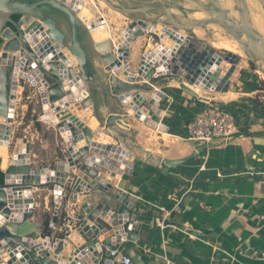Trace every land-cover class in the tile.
<instances>
[{
	"label": "water",
	"instance_id": "1",
	"mask_svg": "<svg viewBox=\"0 0 264 264\" xmlns=\"http://www.w3.org/2000/svg\"><path fill=\"white\" fill-rule=\"evenodd\" d=\"M101 1L125 17L126 25L117 34L120 38L117 43L113 38L96 41L91 26L78 16L77 9L63 0H0V145L7 146L10 161L3 168L0 157L3 173L0 176V264H118L111 248L122 240L135 241L140 235L132 231L136 215L129 193L114 190L113 183L99 175L103 167L130 172L133 167L130 158L140 153L146 161L168 172L199 152L230 143L238 136L203 142L192 140L194 150L190 155L166 159L138 145L131 133L116 125L130 130L127 120L131 113L146 122L158 117L163 94L156 86L171 79L195 96L199 93L185 79L206 91L228 90L230 76L242 54L264 73V0H254L261 28L248 0H227L228 6L222 0ZM197 12L204 15L193 16ZM210 26L230 35L242 54L231 50L221 54L196 32L200 29L210 33ZM44 28L49 36L47 45L34 52L28 39ZM147 35V44L153 48L142 53L138 66L133 69L131 43ZM166 38L173 44H168ZM10 59L16 63L7 64ZM19 60L25 71L37 76L33 83L42 92V110L60 129L66 142L68 155L53 167H33L27 137L20 136L13 141L11 138L15 132L19 89V84L12 79V71L17 70ZM224 62L230 65L223 72ZM20 76L27 75L21 72ZM79 80L86 89L72 87ZM148 106H157V109ZM78 111H89L87 115L94 116L98 126L92 130ZM103 129L116 143L95 141L94 135ZM83 139L85 144L77 147L76 143ZM71 167H76L78 172L71 173ZM110 175L116 176V171ZM48 185L54 188L55 205L52 219L41 229L33 220L32 189ZM61 186L70 191L74 201L78 193L86 191L79 206L81 225L77 227L85 240L74 247L72 254L62 258L64 239L56 238L55 249H49L63 202L62 191L58 189ZM66 220L73 223L71 216ZM167 224L181 226L170 219L164 221ZM65 231V237L70 236L69 226ZM6 254L9 259L3 261Z\"/></svg>",
	"mask_w": 264,
	"mask_h": 264
},
{
	"label": "crops",
	"instance_id": "2",
	"mask_svg": "<svg viewBox=\"0 0 264 264\" xmlns=\"http://www.w3.org/2000/svg\"><path fill=\"white\" fill-rule=\"evenodd\" d=\"M111 12L102 14L109 30H116L110 25L111 18L112 24L113 19L121 20L120 29H123L125 17L117 11ZM202 15L204 13L201 12L193 14L195 17ZM145 39L143 36L131 43L130 65L133 69L138 66L143 51L152 47H146ZM215 41L210 42L215 49L229 50L217 46ZM166 42L173 44L168 38ZM229 65L224 62L222 71ZM185 83L199 95L185 91L177 80L171 79L156 86L163 94L159 100L157 120L155 117L146 122L131 113L127 120L130 130L120 125L116 127L131 133L138 145L154 154L166 159L181 158L194 150V143L186 138V123L196 112L218 106L235 117L238 137L230 143L207 148L171 167L168 172L162 166L146 161L140 153L130 158L133 162L130 172L103 167L99 175L112 182L114 190L123 189L129 193L136 215L132 231L140 235L135 241L122 240L114 246L130 255L132 264H264V94L259 89V79L249 67V62L242 58L230 76V86L226 91H206L186 79ZM32 93V97L37 96L33 87ZM153 94L154 91L148 95ZM22 96L23 88L19 87L14 131L23 124L28 107L20 104ZM148 108L155 110L157 106ZM29 121L22 136L27 137L31 145V165L53 167L68 155L62 132L52 122L37 118L36 122L52 130L57 137L56 148L51 152L48 141L40 139L41 152H38L35 145L38 131L37 128L32 130L35 127L33 119ZM102 131L108 139L100 140L94 135L95 141L116 143L108 132ZM84 144V139L76 143L77 147ZM9 163L7 161V165ZM111 171H116V176L111 177ZM70 172L77 173L78 169L71 167ZM32 191L33 220L44 229L48 216L51 220L54 211L53 189L51 185L34 186ZM85 192L78 193L74 201L67 189L53 235L64 233L65 217L80 212ZM166 219L179 222L181 226L164 225ZM84 240L73 227L70 236L65 237V248L60 257L72 254L74 247Z\"/></svg>",
	"mask_w": 264,
	"mask_h": 264
},
{
	"label": "built area",
	"instance_id": "3",
	"mask_svg": "<svg viewBox=\"0 0 264 264\" xmlns=\"http://www.w3.org/2000/svg\"><path fill=\"white\" fill-rule=\"evenodd\" d=\"M43 31L45 32L44 42H41L44 38H42L39 41L34 40V37H32V35L34 33H32L30 35L31 39H28L29 46H30L31 50H33L34 52H38V51L42 50V48H44L45 45H47L49 36L46 32V28H44ZM151 37L153 38V36H151ZM152 48L153 47H151L149 49L147 48L144 50V52H150ZM15 53L16 52H14L12 55H15ZM20 58H21V56H20ZM14 63H16V60L14 61V59H11V64H14ZM7 64H9V63H7ZM21 72L25 73L27 76L26 77L20 76ZM36 77L37 76L34 75V72L24 70V65L21 63L20 60L18 61L17 70L12 71L13 81L17 82L19 84V87L23 88V86L20 85L21 81L23 79H27L29 82L28 84L31 87H33L34 89H36L37 94L40 95V103H41L42 92L39 90V87L33 83V81L37 79ZM44 88L46 89V87H44ZM88 100H89L88 98L85 99L86 102ZM69 107L71 109L72 106H69ZM42 111H44V112H42ZM38 119H40L41 121H46V122L50 121L48 119V116L45 114V110H42V107L40 109ZM15 122H17L16 118L14 120V123ZM237 133H238V123H237L235 117L233 116V114H231L230 111L223 109L222 107H218V106L206 107V108L196 112L192 116V118L186 123V138L189 140H200L201 142L223 140V139H228V138L236 135ZM52 189L54 191L53 187H52ZM58 189L62 191L63 202H64L65 194L67 192V188L65 186H61ZM61 205H60V207H61ZM24 209H25V207H24ZM78 215H79V212L73 216L68 215V216H71L73 219L72 224L66 220V218L68 216L65 217V227H64V233H63L64 235H65V232H66L65 229L67 226H69L70 229H72L73 227H75L77 229V227L81 225V220L78 218ZM66 222H67V224H66ZM63 234L52 236V238H51L52 244L49 247V249H52V250L55 249L54 244L58 243L56 238L59 237L60 239L65 240V236ZM111 255L115 259L118 260V264H132L131 256L127 255L120 248H116L115 246H113L111 248ZM6 256L3 258V261H7L9 259V255L6 254Z\"/></svg>",
	"mask_w": 264,
	"mask_h": 264
},
{
	"label": "rangeland",
	"instance_id": "4",
	"mask_svg": "<svg viewBox=\"0 0 264 264\" xmlns=\"http://www.w3.org/2000/svg\"><path fill=\"white\" fill-rule=\"evenodd\" d=\"M222 2L227 6L229 5L227 0H222ZM86 4H87V6H86ZM86 4H85V6L91 9V11L93 13V17H95V18L99 17V16H103L105 14L108 15L109 13H112L111 12L112 10L110 8H108L104 3H102L101 0H93V1L91 0V1H88ZM186 4H188V2ZM249 5H250L252 12H254L255 14L258 13V7H257L256 3L254 2V0H250ZM121 22H122L121 20L113 19V24H112V18H111L110 25L112 28L116 29L115 31L117 32V34L121 30L120 29L122 27ZM210 27L211 28H209V29H212V31H210V33H206L203 30L198 29L197 30L198 35L200 37L205 38L209 43L210 42L213 43L215 40H218L221 38L229 39L231 42L235 43V41L233 40V38L230 35L224 33L218 27H215V26H210ZM148 37H149V35H147V37L145 36V38H146L145 40H147ZM147 46H148V44L146 43V47ZM239 50H241V49L239 48ZM218 51L221 54H225L228 50L219 48ZM231 51H233V50H231ZM234 52L238 53V54H242V53L237 52V51H234ZM242 58L249 62V67L253 69V71L255 73V77L257 79H259V83H258L259 89H262V91H263L262 93L264 94V78H262L261 72L257 69V67H255L248 60V58L244 54H242ZM95 59L97 60L96 57H95ZM97 63H99V61H97ZM28 83L29 82L27 79H23L21 81V84H20L21 86H23V96L21 97L22 100H21L20 104H26V105H28V107L25 110L23 124L20 126V128H18V130L15 131V136H13V140H16L15 138L22 136V134L24 133L23 128H25V127L27 128V124L30 122L29 120L33 119L35 127H33L32 130L35 131L34 128H37V131H38V133H37L38 138L35 139L36 151L41 152V148H40V139H41V140H45V141L47 140L48 141L49 150L51 152L52 150H54L56 148L57 137L54 134V132H52V130L47 129L46 127L41 126L38 122H36V119L38 118L40 108H41L40 95L37 94L36 97L35 96L32 97V94H33L32 93V87ZM36 100L39 102L38 104H36ZM11 150H14L13 146L11 147ZM42 154H43V156L46 155V153H42Z\"/></svg>",
	"mask_w": 264,
	"mask_h": 264
},
{
	"label": "bare ground",
	"instance_id": "5",
	"mask_svg": "<svg viewBox=\"0 0 264 264\" xmlns=\"http://www.w3.org/2000/svg\"><path fill=\"white\" fill-rule=\"evenodd\" d=\"M63 1H65L66 3H68L74 9H77L78 16L87 25L91 26L92 37L96 41H99V40H102V39H105V38H113L116 43L119 41V38L117 37V32L115 30H112V31L109 30V26L107 25L105 18L102 17V16H99V17H96V18L93 17V13H92L91 9L85 6V4L88 1H91V0H63ZM248 1H250V0H248ZM253 17H254L257 25L260 28L263 27L262 26V21H261L260 15L258 13H256V14L254 13L253 14ZM44 35H45V32L43 30H41L39 32H34V34L32 35V37H34V40L39 41L42 38H44ZM44 40H45V38L41 42H44ZM215 44L217 46H221V47L223 46V47H226V48H228L230 50H233V51H237V52L242 53V51L239 50L237 43L231 42L229 39H225V38L218 39V40L215 41ZM65 52L69 56L70 60L73 62L74 60L71 57V55L69 54V52L67 50ZM7 62L8 63H11V59L8 60ZM260 72L262 74L261 75L262 78H264V73L262 71H260ZM72 87L74 89H86V87L84 86L83 82L80 81V80L78 81V83L73 84ZM78 112H79V115L81 117H84V119H86V121H87V123H88L89 126H91L94 129L98 126L97 119L94 116L93 117H89L87 115L89 113V111H78ZM144 113H146V112H144ZM157 119L158 118L156 117L155 120H157ZM96 138L97 139H100V140H106V139H108V136H106L105 133H103V131H100V133H98L96 135ZM0 157H2V159H3V167H5L7 165L8 159H9V153H8L7 146L0 145Z\"/></svg>",
	"mask_w": 264,
	"mask_h": 264
},
{
	"label": "trees",
	"instance_id": "6",
	"mask_svg": "<svg viewBox=\"0 0 264 264\" xmlns=\"http://www.w3.org/2000/svg\"><path fill=\"white\" fill-rule=\"evenodd\" d=\"M14 17H15L16 19H18V18H19V16H18V15H15ZM0 176H1V177H3V173H2L1 171H0ZM58 221H59V220H58ZM46 222H47V224H46V226H47V225L49 224V222H50V217H49V216H48V218H47V221H46Z\"/></svg>",
	"mask_w": 264,
	"mask_h": 264
}]
</instances>
